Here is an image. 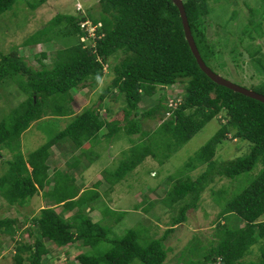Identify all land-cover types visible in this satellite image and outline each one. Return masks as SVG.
<instances>
[{
	"label": "trees",
	"instance_id": "obj_1",
	"mask_svg": "<svg viewBox=\"0 0 264 264\" xmlns=\"http://www.w3.org/2000/svg\"><path fill=\"white\" fill-rule=\"evenodd\" d=\"M16 1L0 0V17L11 10ZM45 1L40 0L31 7L36 9ZM209 2L183 0L192 35L208 67L207 61L215 57L204 25V19L211 12ZM85 20L94 25L102 24L97 30V38L90 44L81 41L86 33L80 23ZM58 29L57 35L51 33ZM58 35L66 47L64 51H58V59L51 67L41 63L40 69H34L20 55L19 48L0 56V84L15 81L25 96L11 118L0 122V158L1 152L11 149L14 142L19 143L34 123L51 117L49 111L58 118L73 119L65 130L26 159L20 152L18 158L9 161L8 174L0 178V198L10 206L24 205L50 185L51 150L62 141L67 140L69 149L79 151L84 143L92 144L103 130L110 138L122 130L127 136L141 133L146 137L149 132L143 133L141 121L161 117L163 122L159 131H166L165 136L170 142L175 140L171 153L212 120H217L220 129L187 164L190 171L205 165L207 170L194 180H171L167 198L173 206L180 204L179 213L172 218V224L162 237L143 244L138 233L129 230L121 238H109L108 229L100 222H93L86 212V208L94 209L86 204L88 195H91L90 204L98 199L99 192L94 189L80 193L73 176L57 171L52 190L44 192L43 197L53 205H62V210L58 212L55 207H45L32 217L34 230L28 232L35 243H17L15 264L27 261L43 264L42 258L48 252L44 240L62 248L76 243L90 248L77 256L78 264H132L135 260L143 264H168L165 240L178 225L185 223L186 213L199 206L209 185L217 178L234 179L249 173L258 164L262 165L260 173L226 205L225 214L237 217L234 226L219 223L215 231L218 239L208 244L197 239L195 252L199 258L188 262L186 259L185 264H264V245L257 261H244L252 247L264 240V103L219 86L206 76L187 43L175 4L171 0H100L97 14L90 11L85 17L58 14L46 27L30 36L24 46L31 48L51 42ZM73 37L77 38L75 44L71 42ZM120 54L123 58L112 65L111 58ZM42 56L46 57V53ZM106 67L113 79L100 94V104L76 114L71 90L97 87ZM178 84L184 85V93L178 97L181 104L176 109L169 108L165 95L159 94L157 103L140 113L139 104L146 97H155L165 87ZM114 90L124 97L126 106L112 120L104 119L99 108ZM255 92L264 95V84ZM228 140L247 142L251 146L250 152L232 161L218 162L215 160L217 150ZM154 146L149 138L134 143L128 152L124 151L127 160L124 159L118 170L105 179L110 187L122 182L147 157L155 159ZM95 186L98 188L100 183ZM73 211L76 212L72 216L65 217L64 212ZM239 220L243 226L237 224ZM25 222L27 220L22 221ZM19 224L17 219L0 218V234L14 240ZM105 241L110 244L109 250L94 254L93 251Z\"/></svg>",
	"mask_w": 264,
	"mask_h": 264
},
{
	"label": "rangeland",
	"instance_id": "obj_2",
	"mask_svg": "<svg viewBox=\"0 0 264 264\" xmlns=\"http://www.w3.org/2000/svg\"><path fill=\"white\" fill-rule=\"evenodd\" d=\"M39 1L17 0L13 8L0 17V56L19 48L20 55L37 70L41 68V63L51 67L58 59V51H64L66 45L59 35L57 39L61 41L55 39L31 48L24 46L25 41L46 27L58 14L85 17L89 11L97 14L100 6V0H46L43 5L33 9L31 5ZM209 3L211 12L204 19V25L210 43L215 49V57L207 61L209 68L238 86L259 91L264 84V0H210ZM58 31L59 29L52 30L51 33L57 35ZM71 42L75 44L77 38L73 37ZM85 43L90 44L92 40L86 39ZM257 51L260 53L253 56ZM43 53H46V57L42 56ZM115 57L111 58L112 65L118 63L123 55ZM253 61L258 62L259 65ZM112 79L111 71L106 67L105 75L97 87L72 89L74 112L79 114L85 108L98 107L100 94L110 85ZM183 86L178 84L165 87L155 97H146L139 104L140 113L156 104L159 94L165 95L171 104L172 100L180 98L184 93ZM24 100L25 96L18 83L11 80L1 83L0 122L11 118L14 109ZM101 104L103 105L99 108L101 116L112 120L117 114L122 113L126 101L118 90H114ZM48 115L51 117L34 123V126L22 135L19 143L14 142L11 149L1 152L3 156L0 158V178L8 174L9 161L18 158L20 152L26 159L59 132L65 130L73 120L72 117L53 116L52 111H49ZM162 122L161 117L156 120L144 118L141 125L143 133L149 132L146 137L141 133L127 136L122 130L110 138L106 135L107 131L103 130L95 140H92V144L84 143L79 151L76 148L74 151L69 149L67 140L57 145L58 150L66 152L67 157H74L73 162L92 163L91 173L85 175L83 185L88 188L98 181L102 184L99 189H95L99 192L97 200L89 204L88 199L91 195H88L86 204L94 209L91 211L86 209V211L93 222H100L108 229L111 239L121 238L129 230L136 231L143 244L162 237L172 224V218L179 213L180 204L173 206L167 198L171 180L175 182L188 178L194 180L207 170L205 165L190 171L187 164L219 131L220 125L217 120L210 121L186 144L171 153L169 152L175 140L174 143L170 142L165 136L166 131H159ZM149 138L155 145L156 158L147 157L122 182L109 191L111 185L105 179L118 170L124 159L127 160L124 151H129L134 143L139 144L141 140L147 141ZM250 149V144L245 141L228 140L220 145L215 160L222 163L232 161L246 156ZM83 151L85 152L82 158L80 155ZM55 154L60 156L57 151ZM59 167L62 168L64 165L61 163ZM261 169L262 165L258 164L249 173L234 179L217 178L210 184L199 206L190 209L186 213L185 223L178 225L175 232L165 240L168 249L166 262L185 264L186 259L187 262L196 261L199 258L195 252L197 239L204 245L208 244L209 241L218 239L215 231L219 223L234 226L233 221L237 217L225 214L226 205L249 186ZM50 204L52 203L44 201L41 193L22 206H10L0 198V218L17 219L20 223L14 240L0 234V264H15V247L18 242L34 245L35 239L28 232L30 229L34 230L35 226L31 219L40 213L41 207ZM58 212H61L60 208ZM25 220L27 222L23 224L22 221ZM239 221L238 225L242 222ZM241 225L243 226V223ZM44 244L48 252L42 258L43 264H78L77 256L90 250L79 243L64 248L56 246L49 240H44ZM263 245L264 240L255 244L251 254L244 261L246 263L257 261L262 255ZM109 248L110 244L105 241L93 253H106ZM25 264L30 263L27 261ZM132 264L143 263L135 260Z\"/></svg>",
	"mask_w": 264,
	"mask_h": 264
},
{
	"label": "crops",
	"instance_id": "obj_3",
	"mask_svg": "<svg viewBox=\"0 0 264 264\" xmlns=\"http://www.w3.org/2000/svg\"><path fill=\"white\" fill-rule=\"evenodd\" d=\"M33 126H34V124H33ZM56 151H57V153H59V155H60L59 157L55 154ZM65 157H67L66 152L64 153L63 150L62 151L61 150H58V146H54L52 148L50 160H49V163H48L49 166H50V178H49V180H50L51 183H50V185H48L46 187V189L44 191H40V193L42 194V198L43 199H44L43 193L46 192V191H51L52 190L53 185H54V182H53L54 181V176L56 174L55 172H57V171H62L64 173H68L69 175L73 176L74 177V180L76 181V185H77L78 190L80 191V193H82V192H84L86 190H94V189H96V186L95 185L94 186H91V187H88V188L85 185H83L84 184L85 175L91 173L90 171H91V167H92L91 165H92V163H88V162L83 163L82 161H79V162H75L74 161L73 162V160H74V157L73 156L67 157V160L65 159ZM80 157L83 158L84 155L81 154ZM61 163H62V165H64V167H62V168L59 167V165ZM97 183H100V186L102 184L101 181H98L95 184H97ZM100 186L97 189H99ZM108 190L110 191V190H112V188L109 186V189ZM44 201L46 203L47 202L52 203L49 199H44ZM50 206L51 207H55L57 209V211H58L59 208L62 210V205L56 206V205H53V203H52V204L48 205L47 207H50ZM41 208L43 209V208H45V206L44 207H41ZM89 211H91V210H89ZM74 212H76V211H73V212H64V215H65V217H70V216H72L74 214Z\"/></svg>",
	"mask_w": 264,
	"mask_h": 264
},
{
	"label": "water",
	"instance_id": "obj_4",
	"mask_svg": "<svg viewBox=\"0 0 264 264\" xmlns=\"http://www.w3.org/2000/svg\"><path fill=\"white\" fill-rule=\"evenodd\" d=\"M171 1L175 4V6L178 8V10L180 12V17L182 20L183 30L185 33V38L187 40V43L191 49L193 56L195 57V59L197 61L200 69L206 74V76L208 78H210L215 84H217L219 86L226 87V88H228V89H230L236 93H240L244 96L250 97L252 99H255L257 101L264 103V95L232 83L231 81H229V80L221 77L220 75L216 74L215 72H213L206 65V63L202 59V56H201V54L197 48V45L195 43V39L192 35L183 0H171Z\"/></svg>",
	"mask_w": 264,
	"mask_h": 264
},
{
	"label": "built area",
	"instance_id": "obj_5",
	"mask_svg": "<svg viewBox=\"0 0 264 264\" xmlns=\"http://www.w3.org/2000/svg\"><path fill=\"white\" fill-rule=\"evenodd\" d=\"M80 27L86 33L85 36L81 37L82 42H86V39H91L92 42L97 38V30L102 27L101 23L94 25L91 21L85 20L80 23ZM181 104V99L172 100L171 104L169 103V108L176 109ZM171 113H168L170 115Z\"/></svg>",
	"mask_w": 264,
	"mask_h": 264
}]
</instances>
